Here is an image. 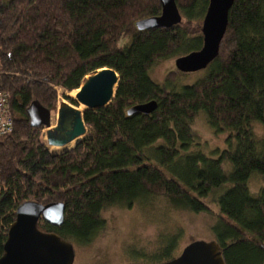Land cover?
<instances>
[{"label":"trees","instance_id":"trees-1","mask_svg":"<svg viewBox=\"0 0 264 264\" xmlns=\"http://www.w3.org/2000/svg\"><path fill=\"white\" fill-rule=\"evenodd\" d=\"M175 2L178 23L139 30L137 20L160 13L159 0H0V89L13 117L12 131L0 136V255L24 200L63 202L60 225L39 218L37 227L86 244L105 226L106 207L162 196L198 213L217 191L211 228L226 263L264 264V0L233 1L206 75L180 87L178 70L162 84L149 71L200 49L209 0ZM105 66L118 74L114 97L82 110L86 133L74 147L49 151L45 127L30 124L27 106L36 100L52 112L57 87L76 104L67 93ZM150 100V113L127 114ZM199 111L227 134L217 157L194 140ZM254 174L261 179L255 192ZM164 245L148 264L175 257Z\"/></svg>","mask_w":264,"mask_h":264},{"label":"water","instance_id":"water-1","mask_svg":"<svg viewBox=\"0 0 264 264\" xmlns=\"http://www.w3.org/2000/svg\"><path fill=\"white\" fill-rule=\"evenodd\" d=\"M159 1L161 11L158 15L144 17L135 22L139 30L169 27L181 20L175 0ZM233 1L209 0L202 19V46L196 51L176 58V64L180 70L191 71L204 68L215 58ZM117 83L118 74L113 68L105 66L96 69L85 77L75 92V98L72 99L84 106L82 110L106 106L115 95ZM67 95L70 96L68 93ZM155 107L156 101L150 100L131 106L127 109V114L136 112L148 114ZM82 110L62 102L57 107L56 121L51 124V111L33 100L27 106L26 113L32 126L42 125L46 128V146H63L77 139L72 146L74 147L86 133ZM68 149L70 148L65 150ZM63 216V202L43 204L32 199L20 202L15 209V218L7 230L0 264H72L75 255L73 244L54 232H45L37 227L39 218H43L52 225H60ZM125 264L148 263L127 262ZM151 264L227 263L215 240H194L188 243L177 256Z\"/></svg>","mask_w":264,"mask_h":264},{"label":"rangeland","instance_id":"rangeland-1","mask_svg":"<svg viewBox=\"0 0 264 264\" xmlns=\"http://www.w3.org/2000/svg\"><path fill=\"white\" fill-rule=\"evenodd\" d=\"M171 70H178L173 80L178 87L192 84L207 73L206 67L191 71L180 70L176 64V57L172 56L156 63L149 71V76L156 83L162 84ZM61 91V88L57 87V102L56 108L51 112V124L56 121V111L60 103L81 106L63 97ZM68 94L70 98H75V93L72 95L70 91ZM191 129L195 142L206 156L217 157L220 150L227 147L226 132L215 131L207 122L204 112L199 111L191 124ZM45 131L46 128L43 129L44 141ZM160 143L161 140L156 144ZM248 184L250 190L255 192L261 184V179L254 174ZM216 193L217 191L202 199L208 210L198 213L184 208H174L162 196L153 197L150 202H136L128 208L106 207L101 212V216L105 218V226L93 240L86 244L72 242L75 251L72 264L150 263L151 259L148 258L159 251L163 243L170 244L169 254L177 256L191 241L214 240L215 234L211 227L219 215ZM173 235L175 239H172Z\"/></svg>","mask_w":264,"mask_h":264},{"label":"built area","instance_id":"built-area-1","mask_svg":"<svg viewBox=\"0 0 264 264\" xmlns=\"http://www.w3.org/2000/svg\"><path fill=\"white\" fill-rule=\"evenodd\" d=\"M13 129V117L8 108V94L0 89V136L11 132Z\"/></svg>","mask_w":264,"mask_h":264},{"label":"bare ground","instance_id":"bare-ground-1","mask_svg":"<svg viewBox=\"0 0 264 264\" xmlns=\"http://www.w3.org/2000/svg\"><path fill=\"white\" fill-rule=\"evenodd\" d=\"M76 90H77V89L71 91V94L73 95V94L76 92ZM82 106H83V105L81 104V106H79V108H81ZM76 140H77V139H75V140H73V141H71V142H69L68 144L63 145V146L48 145V149H49L50 151H56V152H57V151H61V150H65L66 148H71V147L75 144Z\"/></svg>","mask_w":264,"mask_h":264}]
</instances>
